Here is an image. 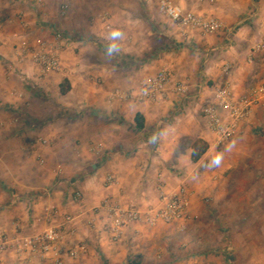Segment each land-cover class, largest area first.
Instances as JSON below:
<instances>
[{"label": "crops", "instance_id": "obj_1", "mask_svg": "<svg viewBox=\"0 0 264 264\" xmlns=\"http://www.w3.org/2000/svg\"><path fill=\"white\" fill-rule=\"evenodd\" d=\"M171 1L225 30L203 36L183 29L159 13L157 0H0V235L56 229L62 251L87 248L77 260L63 256L64 264H264V195L229 192L232 167L212 165L219 146L201 116L222 83L235 98L264 84V49L254 53L264 46V0ZM116 30L124 33L115 41L121 51L109 56ZM56 34L70 41L63 72L41 77L28 53ZM161 71L171 76L166 100L139 101L142 85ZM177 83L188 98L175 92ZM116 91L124 97H113ZM262 113L264 102L241 133ZM199 139L209 150L193 163ZM160 188L167 196L188 191V221L131 224L120 242L110 241L104 203L156 211ZM205 217L207 242L197 232ZM53 257L9 248L0 264H50Z\"/></svg>", "mask_w": 264, "mask_h": 264}, {"label": "built area", "instance_id": "obj_2", "mask_svg": "<svg viewBox=\"0 0 264 264\" xmlns=\"http://www.w3.org/2000/svg\"><path fill=\"white\" fill-rule=\"evenodd\" d=\"M219 0H208L212 5ZM159 13L168 21L197 33L206 35H217L225 30V26L218 20L208 17L198 16L183 7L173 3L171 0H157ZM21 25L26 26L20 17ZM103 22L106 21L104 17ZM106 30L110 27L105 26ZM70 44L68 38L62 34H56L53 42L37 41L36 46L28 54L31 55L32 64L39 70L40 76L44 77L51 73L63 72L61 63V53ZM264 49V46H257L254 53ZM23 61L22 57L20 59ZM229 66L224 67V72H229ZM23 80H30L27 74H22ZM171 82V76L166 71L159 72L156 76L142 85L137 93V98L141 102L166 100L165 86ZM175 92L182 98H188L189 90L186 85L177 83L174 85ZM113 97L122 98L124 95L119 91ZM264 102V84L253 86L247 94L240 98H235L230 83L225 82L219 85L210 101L201 110V116L206 122L208 130L216 137L217 145L223 146L232 141L241 133L243 124L249 119L252 112ZM46 144V141H43ZM109 183H113L111 177ZM160 199L163 205L158 210L150 209L146 213H141L135 207L124 208L118 204L105 202L103 207L106 210V217L103 219V231L108 233L110 241L120 242L125 228L131 224L144 223L154 226L158 223L163 225H184L188 221V209L190 195L185 188H181L174 196H167L160 188ZM70 220V219H67ZM18 228V226H17ZM183 228V227H182ZM61 241L60 233L53 228L46 230L41 235L26 237L18 234L13 239H8L5 235H0V255L12 248L18 256H44L48 253L54 255L50 264H64L63 256L77 260L81 255H85L87 248L85 245H75L68 251H62L59 247Z\"/></svg>", "mask_w": 264, "mask_h": 264}, {"label": "rangeland", "instance_id": "obj_3", "mask_svg": "<svg viewBox=\"0 0 264 264\" xmlns=\"http://www.w3.org/2000/svg\"><path fill=\"white\" fill-rule=\"evenodd\" d=\"M259 116L258 124L251 126L246 135L239 134L232 141L220 146L215 153V157L218 154L223 156L220 165L232 167L226 174H230L231 180L233 179L232 186H229L231 193L264 195V113ZM201 228L199 231L196 230L200 232L198 240L205 242L207 240V217ZM196 231H193V234ZM179 241L180 239L176 240V242Z\"/></svg>", "mask_w": 264, "mask_h": 264}, {"label": "trees", "instance_id": "obj_4", "mask_svg": "<svg viewBox=\"0 0 264 264\" xmlns=\"http://www.w3.org/2000/svg\"><path fill=\"white\" fill-rule=\"evenodd\" d=\"M61 93H66L64 87L61 88ZM135 123L137 128H143L142 117L140 115H136ZM209 150V145L203 140H196L191 146V161L193 163L198 162Z\"/></svg>", "mask_w": 264, "mask_h": 264}, {"label": "clouds", "instance_id": "obj_5", "mask_svg": "<svg viewBox=\"0 0 264 264\" xmlns=\"http://www.w3.org/2000/svg\"><path fill=\"white\" fill-rule=\"evenodd\" d=\"M124 38V33H122L119 30L112 31L108 37L111 43L108 44L107 46V54L109 56H113L115 54H118L121 51L120 45L116 43L115 41L123 39ZM223 160V156L221 154H218L213 160H212V165L213 166H219Z\"/></svg>", "mask_w": 264, "mask_h": 264}]
</instances>
